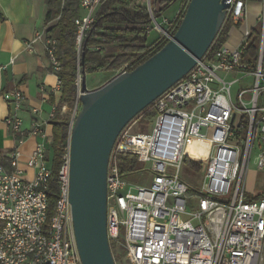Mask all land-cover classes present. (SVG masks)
<instances>
[{
    "label": "built area",
    "instance_id": "built-area-1",
    "mask_svg": "<svg viewBox=\"0 0 264 264\" xmlns=\"http://www.w3.org/2000/svg\"><path fill=\"white\" fill-rule=\"evenodd\" d=\"M105 1L78 0L81 15L74 22L78 56L83 40L95 31V16ZM249 1L224 0L230 30L244 22ZM259 1L262 26L254 70L243 62L251 31L247 30L236 47L224 43L211 57L204 55L152 103L155 116L149 134L134 133L140 118L133 119L114 143L106 176V234L109 245L124 248L128 264H264V192L252 200L245 194L250 165L264 171V0ZM146 8L152 20L147 29L154 30L161 43L171 40L179 15L155 19L149 0ZM38 41L44 45L50 71L57 75L61 70L57 42L43 30L26 47ZM106 45L102 38L89 50L102 53ZM138 62L113 77L131 71ZM76 85L72 121L78 112L80 76ZM2 97L11 109L7 128L20 132L22 119L17 113L25 103L23 93L13 89ZM31 135L42 136L37 125ZM190 139L211 144L203 184L196 193H191L181 173ZM113 155L135 156L139 172H147L150 182L143 186L123 179ZM19 157L18 151L10 153V169L0 164V264H80L68 201L69 149L49 221L51 171L45 146L37 144L28 159L27 166L35 171L31 181L17 168ZM158 221L163 225L155 226Z\"/></svg>",
    "mask_w": 264,
    "mask_h": 264
},
{
    "label": "water",
    "instance_id": "water-1",
    "mask_svg": "<svg viewBox=\"0 0 264 264\" xmlns=\"http://www.w3.org/2000/svg\"><path fill=\"white\" fill-rule=\"evenodd\" d=\"M227 8L224 0H189L171 40L142 64L94 90L86 88L85 77L80 79L68 171V201L80 264H115L106 234V176L118 135L204 57Z\"/></svg>",
    "mask_w": 264,
    "mask_h": 264
},
{
    "label": "trees",
    "instance_id": "trees-1",
    "mask_svg": "<svg viewBox=\"0 0 264 264\" xmlns=\"http://www.w3.org/2000/svg\"><path fill=\"white\" fill-rule=\"evenodd\" d=\"M180 2L182 11L179 14L177 28L183 18L189 0H149L150 9L155 19L164 17L165 13L174 4ZM45 27L54 23L47 31V36L57 42V51L61 58V70L56 75L61 81V99L55 112L52 125V141L50 148L51 159H46L51 171L47 197H48V221L53 215L56 200L59 196L60 181L59 172L64 163V156L69 149L70 128L72 113L77 102L78 88L76 81L78 76L85 77L97 73L114 75L124 66L137 61L142 64L152 55L157 53L168 41L161 43V38L148 45V27L152 20L146 8V0H106L98 9L93 28L83 40L80 54L77 55L75 45V20L80 17L81 11L78 0H44ZM177 28L172 33L175 34ZM231 24L225 20L216 38L205 55L211 57L227 40ZM104 38L106 44L117 45L118 51L114 55H102L100 52H92L90 47L100 44ZM259 34L250 31L248 44L243 53V62L248 69L254 70L257 58ZM134 67V68H135ZM133 70V69H132ZM67 112L60 114L62 107ZM80 103H77L79 110ZM155 113L152 104L138 114L134 119H154ZM247 118H243V125ZM115 159L121 177L127 181L140 174L141 165L133 155H116ZM184 165L198 172L201 165L188 156L184 157ZM47 221V222H48ZM114 246L110 245V250Z\"/></svg>",
    "mask_w": 264,
    "mask_h": 264
},
{
    "label": "crops",
    "instance_id": "crops-1",
    "mask_svg": "<svg viewBox=\"0 0 264 264\" xmlns=\"http://www.w3.org/2000/svg\"><path fill=\"white\" fill-rule=\"evenodd\" d=\"M249 5L248 3L247 10ZM180 9L181 4L177 2L167 10L164 17L173 19L179 15ZM44 17V0H0V164L5 169H10L8 156L13 151H18L20 157L17 168L28 181H31L35 174V171L27 166V162L36 145L42 143L45 146L46 159L52 157L50 122L61 99V87H57V76L50 71L43 43L38 41L26 47L36 33L44 30ZM149 37L150 32L148 45L158 39L157 34L151 42ZM227 47L232 49L236 46ZM103 49L102 55L116 54H109L111 49L118 51L117 45L113 44L106 45ZM13 89L21 91L25 97L23 109L17 113L22 119L20 132L10 131L5 123L11 109L2 95ZM94 89L96 88H89ZM65 108L62 107L61 111ZM34 125L39 127L42 136L31 135ZM190 145L194 154L187 152L186 156L202 167L209 154L203 157L191 143L188 144ZM201 170L204 173L205 169Z\"/></svg>",
    "mask_w": 264,
    "mask_h": 264
},
{
    "label": "rangeland",
    "instance_id": "rangeland-1",
    "mask_svg": "<svg viewBox=\"0 0 264 264\" xmlns=\"http://www.w3.org/2000/svg\"><path fill=\"white\" fill-rule=\"evenodd\" d=\"M128 1V0H124ZM250 5L247 10V15L240 25L233 28L231 32L228 34V38L226 40V45L230 46H236L237 43L240 41V38L242 34L247 30H254V32L260 34L261 32V18H262V7L259 0H250L248 2ZM182 11V8L180 9V13ZM179 13V14H180ZM176 17V16H175ZM54 25V23L49 24L44 28L45 33L47 34V31ZM231 29V28H230ZM150 31V42L153 41L156 37V32L152 29ZM230 31V30H229ZM238 40V41H237ZM149 42V43H150ZM236 44V45H235ZM109 49V48H108ZM111 53H117V49L110 50L108 52ZM112 75H108L105 73H97L94 75H87L86 76V88L89 90V88H99L102 85H104L106 82H108L110 79H112ZM81 79V77H80ZM252 80L251 78L247 79L248 87L252 86V83H250ZM244 99H248V96H245ZM260 104V102H259ZM67 112V108L63 109L61 111L62 114ZM154 119L148 120V119H137V123L133 128L134 133H140V134H149L152 126H153ZM191 143L201 154L203 157L207 156L211 149V144L208 142H202L198 140H188V144ZM193 153L192 146H187L186 153ZM206 159V158H205ZM254 159V154L251 155V161ZM206 164V162H203V166ZM201 167L200 169H204V167ZM182 178L184 183L190 188L191 193H196L198 189L201 188L203 184V170H200L198 172H194L189 168L187 165L183 164V167L181 169ZM130 183L136 184V185H147L150 182V175L147 172H142L138 175H135L132 179L129 180ZM264 192V171H258L253 167V165H250L249 171L246 174L245 178V194L246 198L249 200L254 199L256 196L262 194ZM163 225V222H157L155 223V226ZM121 234H123V229L121 228ZM122 244V240H120ZM111 254L114 260L115 264H128L126 261L125 256V250L122 246H114L111 249Z\"/></svg>",
    "mask_w": 264,
    "mask_h": 264
}]
</instances>
